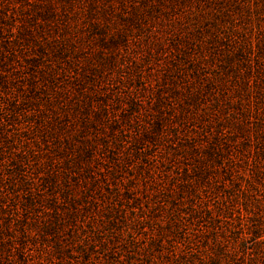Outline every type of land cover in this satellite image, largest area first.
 I'll return each instance as SVG.
<instances>
[{
    "label": "rangeland",
    "instance_id": "obj_1",
    "mask_svg": "<svg viewBox=\"0 0 264 264\" xmlns=\"http://www.w3.org/2000/svg\"><path fill=\"white\" fill-rule=\"evenodd\" d=\"M48 1L0 0V264H264V0Z\"/></svg>",
    "mask_w": 264,
    "mask_h": 264
},
{
    "label": "trees",
    "instance_id": "obj_2",
    "mask_svg": "<svg viewBox=\"0 0 264 264\" xmlns=\"http://www.w3.org/2000/svg\"><path fill=\"white\" fill-rule=\"evenodd\" d=\"M76 2H77L76 0H62V3H63L62 4V14L60 16L61 17L65 16L66 13L68 12L67 10H71L75 6ZM57 3L58 1L49 0L47 5L45 6V9L42 11L41 16H43V18L46 19V22L47 20L49 21L55 20V18L57 17V12L55 9V5Z\"/></svg>",
    "mask_w": 264,
    "mask_h": 264
}]
</instances>
